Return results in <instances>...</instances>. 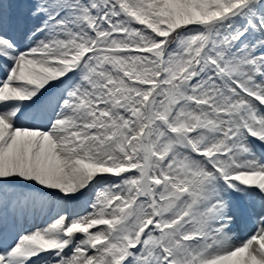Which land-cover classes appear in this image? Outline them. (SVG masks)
I'll list each match as a JSON object with an SVG mask.
<instances>
[{"label": "snow or ice", "instance_id": "6c2138e0", "mask_svg": "<svg viewBox=\"0 0 264 264\" xmlns=\"http://www.w3.org/2000/svg\"><path fill=\"white\" fill-rule=\"evenodd\" d=\"M0 264H264V0H0Z\"/></svg>", "mask_w": 264, "mask_h": 264}]
</instances>
